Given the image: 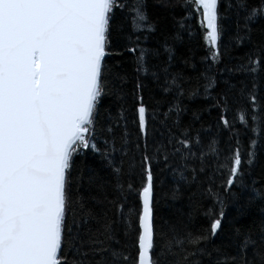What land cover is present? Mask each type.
Wrapping results in <instances>:
<instances>
[{"label":"snow or ice","instance_id":"obj_1","mask_svg":"<svg viewBox=\"0 0 264 264\" xmlns=\"http://www.w3.org/2000/svg\"><path fill=\"white\" fill-rule=\"evenodd\" d=\"M223 3V12L221 0L153 5L174 20L177 8L184 13L179 30L161 32L151 50L167 54L152 72L158 85L163 74L164 92L185 95L182 74L169 71L176 46L195 40L204 49L197 79L220 113L216 135L205 139L210 129H195L199 112L185 125L179 103L154 110L160 126L150 129L141 81L135 134L123 104L118 117L104 107L108 97L125 99L126 78L106 64L121 54L112 50L116 11L133 33H155L148 0H0V264H264V180L253 178L256 168L264 173V0ZM241 47L240 63L228 67ZM148 54L140 49L138 72L148 71ZM235 73L247 80L238 86ZM233 105L250 134L243 151L236 117L228 118ZM229 200L238 215L226 228ZM201 214L203 226L190 229Z\"/></svg>","mask_w":264,"mask_h":264},{"label":"trees","instance_id":"obj_2","mask_svg":"<svg viewBox=\"0 0 264 264\" xmlns=\"http://www.w3.org/2000/svg\"><path fill=\"white\" fill-rule=\"evenodd\" d=\"M175 4L183 3V0H172ZM154 0H148V15L150 18V22H156L159 30L155 33L149 34L147 32L144 33H133L131 24L126 19V13H122L119 10L116 11L115 18L113 20V33H112V50L113 52L121 53L119 55H112L106 59L107 68L111 69L112 73L119 74L122 77L126 78V82L123 85V91L125 93V99L123 101L116 100L115 97H108L105 100L104 107L109 108V111L113 117H118L120 113L121 104L124 105L125 108L128 109V128L133 134H135V129L131 123L132 119V105L134 102V93H136V83L137 81H141L145 88L143 90V98L144 102L149 110V126L151 127H159V120L153 122L151 120V116L153 111L157 112L159 116L160 113L166 112L169 107L179 103L181 108H187L188 111L182 113V121L186 125L192 119L193 112H199L201 119L199 122L195 124V129H205L210 131L202 132V135L205 139L210 135H216V123L218 121V117L220 115L219 111L214 108L212 105L214 103L211 99L204 98V86L207 81L202 78L198 82V77H200V73L204 71L205 65L201 63V58L205 55L204 49L201 46L197 45V42L193 40L191 44H183L176 46V59L172 61L171 67L169 71L171 74L180 73L184 78V89L185 95L183 98H179L175 93L168 94L163 91V74L161 73V81L160 85L157 84L156 80L152 76V72L158 71L159 66L163 65V63L167 60V54H161L159 57L153 56L151 54V50L159 47L158 41L161 40V32L166 33H174L179 30V25L176 21L180 20V17L184 14L179 8L176 9L175 12V20L171 18L169 12L165 9L154 7ZM219 10L223 12L224 3L221 0ZM194 29H198V25L195 20L189 22ZM131 35V42L127 39L128 36ZM137 35L140 36V41L136 43ZM145 36H148L145 39ZM126 47H136L137 51L135 53H131L126 51ZM189 47H191V51H189ZM148 49L149 54L146 57L145 67L148 69L147 72L137 71V57L140 54V49ZM246 49L241 47L233 50L232 59L225 60L228 67H233L240 63V57H242L245 53ZM187 60L186 64L184 61ZM194 65V67H193ZM220 68L224 67L222 63L219 65ZM210 76L216 75L215 70L213 73L209 74ZM235 78L233 79V83H237L239 86L240 80H247V77L243 76L240 73L234 74ZM117 83H119L117 81ZM250 87V85H249ZM199 89V95L194 98H189V91L193 89ZM219 89H217L218 91ZM212 96H215V91L211 93ZM261 95H264V90L261 91ZM239 107L240 105H233V110L228 114V118L231 120L233 116L236 117V129L239 130V139L241 141V149L246 147L248 143V137L250 134H246L243 125L239 122ZM120 129H117V134L119 135ZM228 133L225 132L224 136L221 137L220 147H227L225 141L227 139ZM233 145H235V141H233ZM90 162H92V158H89ZM94 164L96 166L99 165V160H95ZM254 179L264 180V173L261 172L260 168H256L253 175ZM258 187L264 188V183L259 184ZM238 191V189H237ZM243 201H241L242 203ZM184 202H175V207H182ZM211 206V205H208ZM218 208V206H217ZM187 211V208L184 209ZM225 211L227 213V219L225 221V226L227 228V223L233 217L238 215V206L236 203L226 201ZM161 214L168 215L169 209L162 208ZM198 219L197 221L190 223L188 227L190 229H199L203 226V219ZM228 233H222L220 236L214 238L213 243L217 246L225 243L227 241ZM199 259V257H197ZM206 260V258H205Z\"/></svg>","mask_w":264,"mask_h":264}]
</instances>
